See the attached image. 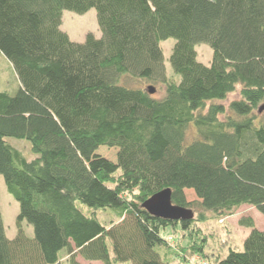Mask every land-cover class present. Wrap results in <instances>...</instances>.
Here are the masks:
<instances>
[{
  "label": "trees",
  "instance_id": "16d2710c",
  "mask_svg": "<svg viewBox=\"0 0 264 264\" xmlns=\"http://www.w3.org/2000/svg\"><path fill=\"white\" fill-rule=\"evenodd\" d=\"M91 9L101 36L73 41L63 12ZM1 56L19 81L0 90V176L19 214L10 239L0 209V264H192L203 240L172 251L162 229L193 237L207 220L264 206V0H0ZM238 86L240 99L217 103ZM8 138L29 141L34 158ZM108 151L116 172L93 167ZM167 188L192 220L142 206ZM239 222L250 230L243 250L203 264H264V229Z\"/></svg>",
  "mask_w": 264,
  "mask_h": 264
},
{
  "label": "rangeland",
  "instance_id": "374dc122",
  "mask_svg": "<svg viewBox=\"0 0 264 264\" xmlns=\"http://www.w3.org/2000/svg\"><path fill=\"white\" fill-rule=\"evenodd\" d=\"M61 30L66 32L69 37L76 42H83L88 33H93L96 37L101 36V31L97 21L96 10L91 9L87 13L80 15L71 11H64L62 15ZM175 44V40L170 38L161 42V48L165 57V65L167 74L173 73L170 65V56L172 48ZM197 58L204 64H209L212 59V49L208 44L202 43L196 46ZM19 81L9 64L8 60L4 57H0V90L8 91L10 93L15 92L18 89ZM149 85V84H148ZM152 85V84H150ZM157 87H160L157 85ZM159 89V88H158ZM160 90V89H159ZM240 86L237 89L228 94V96L219 104H224L226 107L237 99H240ZM157 95H161L158 93ZM224 118V116H221ZM8 141L18 148L28 160L34 158V154L31 151V144L27 140L8 138ZM105 166L110 171H117L114 152L108 151L102 153L97 159L93 167ZM190 199L194 198V195L189 196ZM79 209L86 215H92L95 211L96 216L100 221L108 222L112 220L113 215L110 211L105 210H92L91 208L78 203ZM0 209L2 213V219L4 222L5 232L8 238L13 239L18 234L17 216L19 214V203L8 193L4 179L0 176ZM197 217V215H196ZM252 217L255 221L258 229H264V206H250L244 205L240 207L233 215L225 216L223 218H214L207 220L204 223L196 225L197 232L193 237L182 236L179 228L173 229L168 226L166 229L161 230L162 236L166 237L169 246L172 251L179 252L180 245L186 246L192 241L203 240L205 247V255H194L190 259L192 264H203L207 259H214L215 257H225L229 250L234 249L242 251L243 241L249 233V229L240 225V218ZM23 229L28 237H33V228L28 223H23ZM63 252V251H62ZM61 252V253H62ZM171 251H163V257L173 258ZM63 254V253H62ZM169 255V256H168ZM174 260V259H171ZM82 264H102V262H88L79 258ZM67 264V263H66ZM119 264H131L130 262H120Z\"/></svg>",
  "mask_w": 264,
  "mask_h": 264
},
{
  "label": "water",
  "instance_id": "95a60500",
  "mask_svg": "<svg viewBox=\"0 0 264 264\" xmlns=\"http://www.w3.org/2000/svg\"><path fill=\"white\" fill-rule=\"evenodd\" d=\"M148 90L151 94L156 92V88L153 86H149ZM258 110L259 112L264 111V102ZM142 206L153 216L165 220L185 221L194 218V212L192 209L173 204L172 190L170 188L155 193L148 198Z\"/></svg>",
  "mask_w": 264,
  "mask_h": 264
}]
</instances>
